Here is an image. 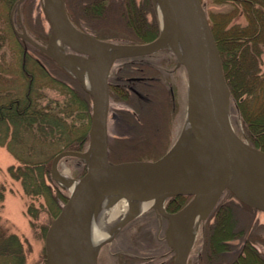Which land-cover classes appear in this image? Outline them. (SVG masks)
I'll list each match as a JSON object with an SVG mask.
<instances>
[{"label": "rangeland", "instance_id": "374dc122", "mask_svg": "<svg viewBox=\"0 0 264 264\" xmlns=\"http://www.w3.org/2000/svg\"><path fill=\"white\" fill-rule=\"evenodd\" d=\"M124 1L125 0H107L104 2V5H115L120 3V5L123 6ZM200 1L203 4L208 21L209 17L216 19L215 13L227 11L231 9L232 6L230 0H223L221 2H219V0ZM75 2L76 0H64L68 19L73 25L83 30H90V16L87 13L79 11ZM133 3L136 8L144 12L145 21L150 25L144 28L143 33H139L138 38L130 40L121 37L122 35L125 37L130 36L132 33H126L131 30L126 29L123 24L119 22L111 21H95L93 29H95L97 35L104 40L115 43H144L157 38L160 32V17L156 2L154 0H133ZM126 4V8L123 7V9L129 12L130 7L128 6V2H126ZM154 17L158 23V31L156 34L150 32ZM231 23L245 25L247 23V17L240 10V12L234 14ZM22 26H24L27 33L38 42L42 44L47 42L50 24L43 7V0L21 1L19 4V13L17 11L16 0H0V92L9 91L13 96H22L24 93L28 78L21 70L20 62L22 55L26 52L28 57H30V59H27V66H32L34 68L37 85L41 86L38 90L40 93V103L44 105L51 99L56 102V104L52 102V105L57 106V109L65 108L68 113L66 122L69 127L67 131L65 130L63 133H55L51 140V144L53 145H43V143L36 141L38 151H44L43 156H41V154L40 156H32L29 151H26L25 147L22 146L20 151L22 156L16 157L6 146L0 145V186L4 191V198L0 206V218L10 231L16 233L23 240L26 252L25 264H47L44 236L47 227L60 210L63 200L49 199L44 194L33 196L25 195L20 180L11 177L7 169L11 165L14 167L21 165L18 159L43 160L47 158L49 160L47 166L48 170H50L51 160L58 151L65 149L85 150L88 144V129L91 119V96L88 102L78 98V96L85 91L89 94L88 90L85 88L86 86L84 87L82 85L73 71L59 64L61 69L69 73L73 80L64 81L65 83L62 82L63 84L59 82L52 83L49 86H44L42 84L43 81L41 75H39V70H37L33 62L35 60L43 61V57H39L28 42H21L18 38L14 28L21 31ZM133 36L136 37L135 32H133ZM60 47L65 52H72L70 47L62 43ZM137 58L145 62L141 64L140 61V64L147 69L145 72L158 74V81H156V83L160 84L165 92L167 98V112H165L164 116L158 105H154L151 112L145 111V109L141 107V103L144 104L143 101H139L138 98L136 100L134 99L135 102L128 100L127 97H125L127 98L125 99L126 102L124 100L121 102L115 101L118 93L115 92L114 89L113 95L111 96L109 111V135L107 133V135L110 136V140L108 139V157L110 162L142 159L155 160L161 157L166 152L170 151L171 147L176 142L189 112V79L187 65L181 59L180 55L176 53L173 46L167 44L150 53L118 57L111 65L113 72L115 69L123 67L119 70H121L120 72L125 76L143 73L136 69L138 62L135 63V60ZM148 63L151 65L148 66ZM258 68L260 72H264V45L259 54ZM56 76L61 80V76ZM123 82L124 84L127 83L121 81V83ZM123 89L128 97H132V92L127 91V85H124ZM151 99L152 98H150L148 102H151ZM83 101H85L84 103H86V105L88 104V113L86 109L83 108ZM227 109L233 129L248 141L245 134L243 113L239 108L237 100L231 95L230 89L227 96ZM121 111L123 113H121ZM114 112L120 113V115L116 114L112 117L111 115ZM121 114L123 116H121ZM139 115H141L143 122ZM123 122H128L129 124L124 125ZM155 123L165 125L164 139H162V134L160 132V134H157V132L155 133L153 129ZM137 124H143L146 129L150 130L151 137L153 140L156 139L155 141H158V143L139 145L132 149L124 147L120 142L121 140L141 135L139 134L140 132L135 129ZM82 137L84 138L81 139ZM28 141L27 138V142ZM63 142L70 143L72 148H70V146L69 148L64 147L65 145L62 144ZM36 154L37 153L33 155ZM86 166L87 162L83 158L77 156H64L58 161L57 175L55 177L51 176L52 183L57 185L63 197H67L72 185L85 172ZM46 181L50 183L47 176ZM191 197L192 196L181 197L179 199L180 202L175 207H178V209L181 208ZM169 198L163 201V208L168 213L174 212L173 209H175L169 206ZM221 200L232 201L234 204L228 205L229 208L233 209L234 207L238 209L240 213L237 210H235V212L228 211L225 213L224 219L227 229L225 227L220 228V238L226 246L224 248L220 246L219 253H234L235 250H240L242 256H248V263L253 260V254L255 253L258 262L264 264V211L249 205L239 209L238 206L236 207L235 205L239 203L238 201L240 200L229 190L223 192L207 217H199L195 236L191 242L187 243L188 250L185 264H199L201 259L203 260L213 224L216 223L220 213H222L220 209L218 212L217 210L214 212L218 204L222 202ZM27 208L32 216L27 212ZM243 219H248V223L252 224V228L254 227L253 231L257 238V241L254 242L247 240V245L244 243L243 238L237 237L239 236L237 234L240 232H235L238 226L237 221ZM167 220V217L156 207H150L135 216L125 218L121 221L116 230L111 232L110 237L97 247L96 257L98 264H156L157 262L166 260V258H169L168 264H172L174 255L173 249L164 241ZM243 244H245V247H243Z\"/></svg>", "mask_w": 264, "mask_h": 264}, {"label": "water", "instance_id": "95a60500", "mask_svg": "<svg viewBox=\"0 0 264 264\" xmlns=\"http://www.w3.org/2000/svg\"><path fill=\"white\" fill-rule=\"evenodd\" d=\"M21 1L16 0L18 13ZM154 1L160 17V32L150 42L115 43L97 38L73 25L64 0H43L50 24L45 44L29 35L24 26L21 31L14 28L19 38L57 64L69 70L77 66L87 68L90 77L87 87L84 79L76 74L91 96L87 148L61 150L51 160L50 172L54 177L58 161L64 156L83 158L87 166L47 227L44 236L47 264H98L96 252L88 242L85 223L91 205L94 207L110 190L138 200L159 197L164 201L176 195L192 196L174 212H166L163 205L157 208L168 219L164 239L174 252L172 264H185L187 259V242L181 225L196 214L207 217L224 191L229 190L241 202L264 211V150L241 137L230 123L229 89L203 4L200 0ZM175 29L181 31L187 49V63L184 62L189 79L188 108L198 154L189 162L167 159L169 151L155 160L110 162L107 119L111 65L118 57L150 53L164 47ZM57 40L72 52L59 48ZM78 40L89 45L81 46ZM106 46L116 51L109 55ZM136 175L142 177L136 181L130 179ZM238 181L253 189L252 196L247 197L237 189Z\"/></svg>", "mask_w": 264, "mask_h": 264}, {"label": "trees", "instance_id": "16d2710c", "mask_svg": "<svg viewBox=\"0 0 264 264\" xmlns=\"http://www.w3.org/2000/svg\"><path fill=\"white\" fill-rule=\"evenodd\" d=\"M221 1L223 0H219V2ZM126 2H128L130 7L129 12L123 9L126 6ZM230 3L232 5L231 9L215 13L216 19L209 17V24L218 46L224 76L231 95L237 100L244 116L246 137L251 144L264 150V72H260L258 68L259 54L264 45V0H230ZM75 5L79 11L87 13L95 21H111L123 24L126 29L135 32L136 37L133 36L131 31L126 33H132L130 36H121L130 40L138 38L139 33H143L144 28L150 26L145 21L144 12L134 6L133 0H125L123 6L120 3L105 6L102 0H76ZM240 10L247 17L245 25L231 23L234 14L240 12ZM157 31L158 23L154 17L150 32L156 34ZM19 39L21 42H25L21 38ZM32 47L39 57H43V61L35 60L33 64L39 70L44 86L58 82L63 84L65 83L64 81L73 80L69 73L61 69L45 53L34 46ZM27 59H30V57L24 52L20 68L26 74L28 80L22 96H13L9 91L0 92V145L6 146L16 157L22 156L20 154L22 146L32 156H40V154L43 156L44 151H38L36 141L43 143V145H49L52 143L51 140L56 132L63 133L69 127L66 122L68 113L65 108L57 109V106L52 105V102L55 104L56 102L51 99L44 105L40 103L38 90L41 86L37 85L34 68L27 66ZM145 71H147L146 68H144ZM145 74L152 73L145 72ZM56 75L61 76V80ZM149 90L152 93V101L141 103V107L145 111L151 112L153 106L158 105L164 115L167 112V98L163 88L157 83H152ZM78 98L88 102L90 95L85 91ZM117 98L122 97L118 95ZM134 99L136 100L135 97ZM134 99L133 97H128V100L134 101ZM87 106L88 104L84 103L83 108L88 113L89 107ZM139 117L143 122L141 115ZM164 126V124L160 123L153 125L155 133L162 134V139L165 136ZM135 129L141 135L121 140L120 142L124 147L132 149L139 145L158 143V141H155L156 139L153 140L150 130L146 129L143 124H137ZM62 144L66 148L70 146V143L67 142ZM35 153L37 154L33 155ZM18 160L21 165L17 167L11 165L7 170L11 177L20 180L25 195L44 194L49 199L65 201L66 198L59 192L57 185L52 183L51 172L47 166L49 162L47 158L43 160ZM45 175L49 178L50 183H47ZM181 197L183 195L169 198V206L175 208L173 209L174 211L178 209L175 206L180 202L179 199ZM3 198L4 191L0 186V206ZM238 202V205L236 204L235 206H238L239 209L248 206L243 202ZM230 204L234 203L224 200L215 208L214 212L216 210L218 212L220 209L222 213H220L216 223L213 224L204 258L203 260L201 259L199 264H260L254 252V254L252 253L253 260L249 263L247 260L248 256H242L240 250H235L234 253H219L220 246L223 248L226 246L220 238V228H226L225 213L238 211L234 207L230 209L228 206ZM28 210L27 208V212L32 216ZM248 222V219L238 220V226L235 230V232H240L237 237L243 238L245 244L247 240L250 242L257 241L253 231L254 227L252 228V224ZM245 244H243V247H245ZM25 261L26 252L23 240L16 233L10 231L0 218V264H25Z\"/></svg>", "mask_w": 264, "mask_h": 264}, {"label": "bare ground", "instance_id": "6f19581e", "mask_svg": "<svg viewBox=\"0 0 264 264\" xmlns=\"http://www.w3.org/2000/svg\"><path fill=\"white\" fill-rule=\"evenodd\" d=\"M159 12L162 15L161 8L159 7ZM57 46L60 48L59 40L56 41ZM81 46H88L86 41H77ZM170 46L176 47L180 53L181 59L187 63V49L183 38V35L179 29H175L171 32L169 40L167 42ZM106 51L109 55L113 54L116 50L113 47L106 46ZM75 74H79L85 82L87 87L90 86V77L88 70L83 69L80 66L70 67ZM189 98V95H188ZM224 102H226V96L223 95ZM198 154V145L193 133L190 113L188 112L186 120L183 124L182 130L179 137L177 138L174 145L171 147L166 158L171 160H177L179 162H189L192 161ZM91 156L89 157V159ZM142 176H133L130 179L136 181ZM76 184L74 183L71 189L74 188ZM237 189L245 196L250 197L253 194V189L250 186L243 184L238 181L236 184ZM125 198V199H122ZM92 204V203H91ZM90 207V212L86 219V232L88 242L91 248L97 253V247L108 239L111 232L116 230L120 225L121 221L125 218L135 216L138 213L149 209L150 207L160 208L163 205L162 198L152 197L145 200H138L133 198H127L122 193L117 191H106L101 197L97 204ZM199 215L196 214L192 216L188 221L181 225L183 230V235L185 241L191 242L193 240L197 225Z\"/></svg>", "mask_w": 264, "mask_h": 264}, {"label": "flooded vegetation", "instance_id": "af4514ba", "mask_svg": "<svg viewBox=\"0 0 264 264\" xmlns=\"http://www.w3.org/2000/svg\"><path fill=\"white\" fill-rule=\"evenodd\" d=\"M105 1H107V0H102L103 4ZM89 21H90V25H91V26H89V28H91V29L90 30L86 29L84 31L93 34L97 38L103 39L100 36H98L95 29H93V26L95 24V20H93L90 17ZM79 29H81V28H79ZM81 30H83V29H81ZM140 61L141 60L138 58L135 60V62H138V65H136V69H138L139 71H142L143 73H138L137 75H127V76L123 75L120 72L121 70H119L120 68H123V67L115 69L114 72H113V68L112 67L110 68V72L108 75L109 109H108V119H107V133L109 132V111H110L111 96L113 95L114 89H115V92H117L118 95H120L122 97V98H116L115 101H120V102L123 100L125 101V99L128 98V95L124 92V89H123L124 85L125 86L127 85V91L132 92L133 99L135 97L136 99L138 98L139 101L148 102L152 96V93L150 92L149 87H150V84L156 83V81H158V76H157L158 74H145L144 73V66L141 65L142 62L143 63H145V62L141 61V64H140ZM150 65L151 64L148 63V66H150ZM121 81H125V83L126 82L127 83L124 84V82L121 83ZM158 85H160V84H158ZM125 97H127V98H125ZM121 113H123V112L121 111ZM116 114L120 115V113L114 112L111 116L114 117ZM121 116H123V115L121 114ZM123 124L125 125V124H129V123L123 122ZM108 135H109V133H108ZM108 139L110 140V136H108ZM109 140H108V142H109ZM108 150H109V146H108ZM168 260H169V258H166V260L161 261V262H157L156 264H168ZM172 262H173V260H172Z\"/></svg>", "mask_w": 264, "mask_h": 264}]
</instances>
